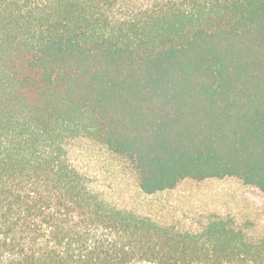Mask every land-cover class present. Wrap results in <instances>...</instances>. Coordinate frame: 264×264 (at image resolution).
I'll list each match as a JSON object with an SVG mask.
<instances>
[{
  "label": "trees",
  "instance_id": "obj_1",
  "mask_svg": "<svg viewBox=\"0 0 264 264\" xmlns=\"http://www.w3.org/2000/svg\"><path fill=\"white\" fill-rule=\"evenodd\" d=\"M77 138L145 195H264V0H0V264H264L229 217L192 232L108 205Z\"/></svg>",
  "mask_w": 264,
  "mask_h": 264
},
{
  "label": "rangeland",
  "instance_id": "obj_2",
  "mask_svg": "<svg viewBox=\"0 0 264 264\" xmlns=\"http://www.w3.org/2000/svg\"><path fill=\"white\" fill-rule=\"evenodd\" d=\"M67 154L90 189L117 209L192 232L213 215L229 217L248 239L264 235V195L235 178L183 180L171 190L145 195L127 166L102 145L77 138L67 145Z\"/></svg>",
  "mask_w": 264,
  "mask_h": 264
}]
</instances>
